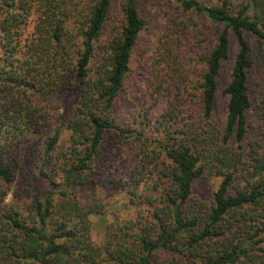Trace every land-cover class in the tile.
Segmentation results:
<instances>
[{
	"label": "trees",
	"instance_id": "16d2710c",
	"mask_svg": "<svg viewBox=\"0 0 264 264\" xmlns=\"http://www.w3.org/2000/svg\"><path fill=\"white\" fill-rule=\"evenodd\" d=\"M37 1L44 0H17L10 4L6 16L0 17V73L10 74L13 87L43 92L52 84L63 85L83 97L77 112L69 118L70 146L61 152L69 187L74 176L77 184L89 182L88 173L96 165L107 131L116 130L126 139L140 141L135 144L139 162L130 195L140 204L150 206V221L139 232H131L127 226L118 227L107 234L103 244H97L90 220V214L97 211L84 207L74 188L60 191L56 200L52 194L44 200L38 198L30 221L15 208L7 209V193L0 184V264H192L186 253L200 264H264V247H255L258 242L254 241L264 228L257 227L248 238L252 242L247 244L238 241V230L228 236L221 229L231 212L238 214L235 218L241 231L264 223V138L250 144L253 170L246 167L250 191L230 193L236 174L250 166L244 160L242 144L251 106L248 71L252 61L245 31L264 40L263 1L257 0L260 8L258 19L254 20L245 13L247 7L232 14L226 4L205 6L198 0H172L184 10H195L214 23L220 22L222 29L200 73L198 105L193 100L174 97L170 109L160 116L161 137L156 139L127 130L116 124L114 118L98 112L100 107L106 110L114 105L123 91L132 54L146 24L134 0L127 1L122 26L104 43L101 36L113 0H95L85 13L79 14H74V0L70 9L66 1L47 0L48 12L43 11L36 32L23 38L25 30H20V13L15 10L19 4L27 10V5L32 7ZM74 17L73 26L66 28L67 19ZM201 27L209 28L205 23ZM231 32L236 36L238 52L225 89L227 114L224 125L218 128L214 122L218 77L230 56ZM46 73L51 79L46 81L47 86L41 81ZM34 78L41 83L39 86L36 80L32 82ZM1 105L6 113L0 112V183L10 182L15 176L18 167L3 158L12 142L28 131V124L22 120L30 111L27 103H13V108L7 107V102ZM187 111H191L189 116L194 120L181 125L178 117ZM198 117L201 125L195 123ZM233 137L235 144L231 143ZM58 138L57 133L48 140L47 154L55 148ZM161 158L166 166L160 172ZM154 165L157 179L166 181L158 203L152 195H140L143 181L145 189L157 182L162 184L147 178ZM209 165L216 167L221 181L212 203L203 204L194 197V186L205 176ZM50 177L55 185L53 176Z\"/></svg>",
	"mask_w": 264,
	"mask_h": 264
},
{
	"label": "rangeland",
	"instance_id": "374dc122",
	"mask_svg": "<svg viewBox=\"0 0 264 264\" xmlns=\"http://www.w3.org/2000/svg\"><path fill=\"white\" fill-rule=\"evenodd\" d=\"M17 0H0V17L6 16L9 9ZM37 1L33 6L27 5V10L17 5L15 12L20 13V30L24 31L23 38H30L36 32V26L48 12L49 2ZM66 1L70 9L71 0ZM74 14L85 13L95 0H74ZM128 0H113L111 11L106 27L101 36V43L106 42L122 26L124 21V8ZM205 6H222L232 14H238L247 7L245 13L257 20V0H198ZM264 3V0H261ZM142 18L146 24L140 33L139 41L134 49L130 62V71L126 76L123 91L114 105L104 110L100 107L99 113L103 112L121 127L142 133L145 138L156 139L161 137L160 116L171 107L174 97L180 100H189L198 105V85L200 73L205 68L207 54L219 35L222 24L214 23L207 19L204 13L195 10H184L179 2L172 0H134ZM32 3V0H30ZM29 11V12H26ZM76 17L67 19L66 28L73 26ZM207 24L209 28L201 27ZM26 28V29H25ZM250 45V58L252 66L248 71V88L251 106L247 111L248 128L243 144V157L247 161L245 170L239 171L230 186V193L237 194L239 191H250L252 185L246 178V167L253 170L249 155L250 144L264 138V40L256 34L245 31ZM1 37V36H0ZM230 56L225 63L222 73L218 77V97L214 108V122L218 126L224 125L227 114L228 95L225 89L231 80L233 66L238 52V43L233 32L230 34ZM1 72V71H0ZM42 74L38 77H40ZM37 78L32 82H37ZM47 73L41 78L47 86L49 81ZM34 82V83H35ZM41 83L37 82L39 86ZM42 91L20 89L13 87L10 74L0 73V112L6 111L1 105L7 102V107H12L16 102L27 103L30 108L29 116L22 120L28 124V131L9 147V153L5 154L3 161L16 165L15 176L10 182H2V190L7 193L4 204L7 209L15 208L20 214L31 220L37 199L44 200L52 194L53 199L59 197V192L65 189H73L78 194L81 204L87 209L94 208L97 212L90 214L92 223V236L97 244L105 242L107 234L118 227H129L131 232L143 229L149 225L150 214L148 204H140L137 199L130 195L132 189L131 180L139 162L138 148L135 144L141 143L134 138L126 139L116 130L107 131L101 152L97 157L96 165L88 173L89 182L81 185L72 178L69 187L66 179V169H62L64 156L62 151L70 146L71 131L69 118L76 112L81 104V97L76 91L67 90L63 85H54ZM197 88V89H196ZM18 92L24 95L19 97ZM45 93H49L44 95ZM192 98V99H191ZM187 113H181L178 120L182 124L192 121ZM197 114L199 111L196 112ZM31 115V116H30ZM16 117H20L15 113ZM201 125V120L195 121ZM59 134L55 148L47 154L48 140L55 134ZM231 143L235 144L233 137ZM155 146V143L151 148ZM135 147V148H134ZM168 163V162H167ZM163 159L160 160L159 170H165ZM65 168V166H64ZM49 175L44 176L41 172ZM148 175L150 182L155 180L162 184L154 183L150 189H145V182L140 188L141 196H153L157 201L162 200L163 186L166 181L159 180L156 166L150 169ZM251 172V171H250ZM55 185L51 184V177ZM145 180V179H144ZM221 177L209 165L205 176L199 179L194 186V197L203 204L212 203L214 191L217 189ZM252 182V181H251ZM135 200V201H134ZM235 215H227L222 223V231L232 236V231L238 230V241L252 242L248 238L255 233L256 228H264V223L247 226L244 231ZM243 226V225H242ZM225 230V231H224ZM257 236V235H256ZM224 237V234H223ZM258 244L255 247H264V232L254 237ZM222 241V239H219ZM253 244V243H252ZM185 257L193 264L201 261Z\"/></svg>",
	"mask_w": 264,
	"mask_h": 264
}]
</instances>
